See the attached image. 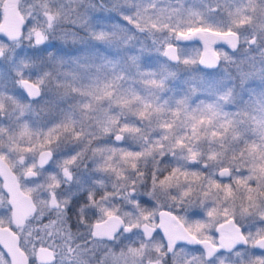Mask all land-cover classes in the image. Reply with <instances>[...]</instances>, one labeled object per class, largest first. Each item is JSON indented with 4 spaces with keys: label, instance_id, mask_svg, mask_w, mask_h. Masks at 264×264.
<instances>
[{
    "label": "snow or ice",
    "instance_id": "snow-or-ice-1",
    "mask_svg": "<svg viewBox=\"0 0 264 264\" xmlns=\"http://www.w3.org/2000/svg\"><path fill=\"white\" fill-rule=\"evenodd\" d=\"M5 3L0 264H264V0Z\"/></svg>",
    "mask_w": 264,
    "mask_h": 264
},
{
    "label": "water",
    "instance_id": "water-1",
    "mask_svg": "<svg viewBox=\"0 0 264 264\" xmlns=\"http://www.w3.org/2000/svg\"><path fill=\"white\" fill-rule=\"evenodd\" d=\"M9 4H16L18 0H7ZM19 17L18 12L15 7H11L6 15L5 24L9 26H14L17 18Z\"/></svg>",
    "mask_w": 264,
    "mask_h": 264
},
{
    "label": "rangeland",
    "instance_id": "rangeland-1",
    "mask_svg": "<svg viewBox=\"0 0 264 264\" xmlns=\"http://www.w3.org/2000/svg\"><path fill=\"white\" fill-rule=\"evenodd\" d=\"M19 3H20V0H18V2H17L16 4H9V3L7 2V0H6L5 7H4V17L6 18V15H7L8 11H9V9H10L11 7H15L16 10H17L16 5L19 4ZM17 12H18V11H17ZM18 15H19V12H18ZM112 22H113V23H122V21H120L118 17L115 18ZM0 27H2V26H0ZM57 46H58V45H55V44L53 45V47H57Z\"/></svg>",
    "mask_w": 264,
    "mask_h": 264
}]
</instances>
